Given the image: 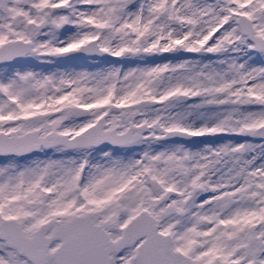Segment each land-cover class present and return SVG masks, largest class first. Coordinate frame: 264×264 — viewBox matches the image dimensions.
<instances>
[{
	"label": "snow or ice",
	"instance_id": "1",
	"mask_svg": "<svg viewBox=\"0 0 264 264\" xmlns=\"http://www.w3.org/2000/svg\"><path fill=\"white\" fill-rule=\"evenodd\" d=\"M0 264H264V0H0Z\"/></svg>",
	"mask_w": 264,
	"mask_h": 264
}]
</instances>
